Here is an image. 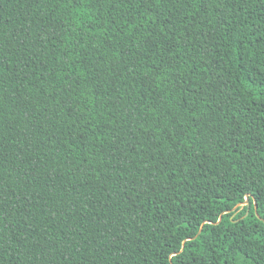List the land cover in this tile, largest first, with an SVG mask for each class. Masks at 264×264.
I'll list each match as a JSON object with an SVG mask.
<instances>
[{
	"label": "trees",
	"instance_id": "1",
	"mask_svg": "<svg viewBox=\"0 0 264 264\" xmlns=\"http://www.w3.org/2000/svg\"><path fill=\"white\" fill-rule=\"evenodd\" d=\"M0 264H264V0H0Z\"/></svg>",
	"mask_w": 264,
	"mask_h": 264
},
{
	"label": "water",
	"instance_id": "2",
	"mask_svg": "<svg viewBox=\"0 0 264 264\" xmlns=\"http://www.w3.org/2000/svg\"><path fill=\"white\" fill-rule=\"evenodd\" d=\"M247 198H248V196L246 197V201H245L244 203H246V202H247Z\"/></svg>",
	"mask_w": 264,
	"mask_h": 264
}]
</instances>
